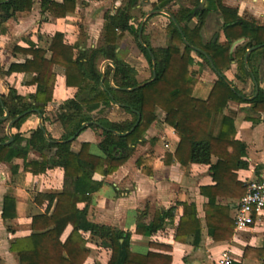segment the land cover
Segmentation results:
<instances>
[{"label":"trees","instance_id":"1","mask_svg":"<svg viewBox=\"0 0 264 264\" xmlns=\"http://www.w3.org/2000/svg\"><path fill=\"white\" fill-rule=\"evenodd\" d=\"M0 0V37L6 35L5 24L17 13L31 12L39 4L42 22L52 18H65L76 11L82 0ZM173 0H159L154 10H161ZM137 0H130L119 8L116 14L106 13L103 28V45L97 48H82L80 45H69L63 33L57 32L48 50L29 42L26 49L17 48L26 55L22 64H11L4 71L0 63V73L33 74L32 84L36 85L35 94L18 95L10 88L7 96L0 95V162L11 163L14 159H23L25 169L35 175L45 173L48 169L61 168L64 171V188L55 195H47L49 200H56L50 216L39 215L33 218L30 236L16 238L10 244L19 264H85L91 254L89 243L109 249L111 256L107 264H172L169 254L172 248L150 243V246L161 249L164 253L133 252L131 233L107 225L96 224L88 219V205L102 182L94 180L95 174L104 177L114 174L123 166L134 152V147L143 140L145 133L156 121V110L165 114V122L174 129L180 142L174 159L181 166L189 164L209 165L214 186L201 188V194L208 199L204 205L208 234L215 242L229 241L233 238L235 224L229 218L230 207L218 202V198L240 199L246 194V186L238 180L237 172L248 168L243 160L246 156V144L236 140L234 119L224 114L230 101L248 103L254 112H264V90L253 99L237 86L221 76L215 83L208 99L199 100L193 97L196 79L189 68L195 64L194 54L213 63L222 72L231 65V44L239 39L246 43L237 47L235 60L238 63V79L242 82L253 80L260 84V77L255 67V58L264 57V28L248 23L240 18L235 9H230L217 0L218 8L225 19V34L229 43L213 48L202 42L200 31L204 26L208 10H196L200 0H192V9H181L170 14L166 28L168 37L164 47H152L143 35L139 41L141 25H133L132 9ZM161 4V6H160ZM13 10V13L11 12ZM155 15L151 16L154 17ZM198 19V25L191 29L188 24ZM180 27V29L177 27ZM144 33V30H142ZM125 33L133 35L135 45L149 64L151 76L145 82L137 78L138 72L129 63L122 60L117 52L119 41ZM250 53L247 63L245 56ZM156 63V78L153 79V60ZM106 63L104 71L101 66ZM60 69L65 77L66 86L77 89L73 99L60 105L62 114L58 120L65 131L60 141L53 139L45 130L37 128L29 139L20 135L11 136L12 142L5 133L6 123L24 115L13 124L19 128L32 114L46 113L53 101V92ZM254 77V79H253ZM111 81L113 84H111ZM144 86L139 87L141 84ZM254 95V94H253ZM252 95V96H253ZM120 109L131 114L132 119L123 122H112L101 114L106 109ZM9 112L7 121L1 120ZM102 131L103 140L99 148L104 156L90 154V145H82L80 152L71 150L72 142L66 141L79 136L86 129ZM130 132V133H128ZM117 133V134H115ZM76 137V138H77ZM25 145L23 146V143ZM31 150L40 153L41 161L28 162ZM213 157L217 161L213 163ZM144 160H138L141 166ZM86 203L83 209L78 205ZM184 213L180 219L175 241L185 243L186 236H193V246L201 242V225L195 204L183 203ZM175 207L165 212H158L150 223L141 222L138 217L136 233L152 237L165 228L166 219L173 220ZM16 201L6 196L2 218L4 221L16 218ZM72 230L65 241L62 236L68 227ZM248 248L244 256H247ZM94 264H101L95 262Z\"/></svg>","mask_w":264,"mask_h":264},{"label":"crops","instance_id":"2","mask_svg":"<svg viewBox=\"0 0 264 264\" xmlns=\"http://www.w3.org/2000/svg\"><path fill=\"white\" fill-rule=\"evenodd\" d=\"M129 1L82 0L74 13L68 14L65 18L50 17L48 22L41 21L39 4L34 6L31 12L17 13L5 24L8 30L6 35L0 37V63L3 70L6 71L11 64H22L25 61L26 55L17 48L26 49L29 47V42H33L37 47L48 50L57 32L64 34L65 42L69 45L78 44L82 48L102 46L105 14H116L117 10ZM222 4L227 8L235 9L238 16L246 22L264 28V0H222ZM154 5H159V0H137L132 9L133 25L134 28L139 24L142 26L146 18L143 23L145 39L154 48L164 47L168 41L166 28L170 14L181 9H192V0H173L158 11L154 10ZM204 8L209 13L200 31L202 42L213 48L227 45L229 40L224 30L225 19L219 11L217 0H206ZM149 14L151 15L148 16ZM153 15L155 16L150 19ZM84 24L87 35L82 41ZM197 25V18L192 19L188 24L191 29ZM242 39L244 41L235 46L233 51L231 49L235 41L231 44V65L222 72L214 68L211 61L208 64L203 57L193 53L195 64L189 70L197 81L193 91L194 98L208 99L221 76H225L230 83L242 90L250 100L258 95L260 88L264 90L263 56H257L254 63L259 73L260 84L253 80L242 82L238 79V63L234 52L237 47L246 43L247 39ZM117 52L122 60L135 67L140 82L150 78L151 75L147 76L149 64L137 49L132 34L125 33L119 41ZM33 76L22 72L11 75L0 73V95L7 96L10 88L21 96L35 94L37 87L32 84ZM76 92L77 89L66 86L65 77L58 69L53 101L48 105L46 113L42 117L39 114H32L19 128L11 127L10 136L20 135L27 140L32 132L43 124L47 133L53 139L60 141L65 131L58 120L59 115L62 114L59 107L63 102L73 99ZM224 114L234 119L236 140L245 143L247 147L243 160L248 163V168L237 172L238 180L245 186L249 181L263 180L264 112L252 111L248 103L230 101L224 109ZM101 115L112 122L132 119L131 114L120 109L119 106L106 109ZM156 115V121L147 130L143 140L134 147L132 156L117 172L106 177L100 174L94 175V180L102 182L103 185L92 195V201L88 205V219L96 224L130 232L133 252L164 253L161 249L151 247V242L172 248L169 253L172 256V264H219L222 254L226 251L233 256V264H264V216L248 229L236 232L234 228L233 238L229 241H213L208 234L205 220L204 205L208 199L200 191L202 187L215 185L210 175V166L198 164L181 166L174 159L180 140L174 129L165 122V114L158 109ZM9 123L8 121L4 127L7 136ZM102 140L101 130L88 128L72 142L71 150L78 153L82 145L87 143L90 145V154L103 157L104 154L98 147ZM140 159L144 161L138 166L137 161ZM41 160L40 153L35 150L29 152L28 162ZM212 160L215 163L217 158L213 157ZM24 163L23 159L18 158L11 163L0 162V264H19L17 254L10 250L12 240L30 236L33 233V218L39 215L50 216L55 208L56 200L52 201L44 196L55 195L64 188L63 169H48L45 173L35 175L25 169ZM6 196L15 199L17 216L15 219L4 221L2 213ZM242 198L217 200L220 204L230 207L229 218L234 221L235 210ZM183 203L195 204L197 208L202 237L197 246L192 245L193 236H186L185 243L175 241L177 228L184 213ZM85 206L86 203H81L78 208L83 209ZM174 207V218L166 219L164 229L152 237H144L136 233L139 216L142 217L141 222L148 224L154 220L158 212H165ZM71 230L70 226L66 229L62 236L63 241L67 239ZM88 248L91 254L85 264H94L97 261L107 264L111 256L109 249L94 243H89ZM247 248L248 255L244 256Z\"/></svg>","mask_w":264,"mask_h":264},{"label":"built area","instance_id":"3","mask_svg":"<svg viewBox=\"0 0 264 264\" xmlns=\"http://www.w3.org/2000/svg\"><path fill=\"white\" fill-rule=\"evenodd\" d=\"M101 70H104L101 67ZM264 216V179L253 180L246 184V194L235 210V231L254 226ZM234 258L229 251L222 254L219 264H233Z\"/></svg>","mask_w":264,"mask_h":264},{"label":"water","instance_id":"4","mask_svg":"<svg viewBox=\"0 0 264 264\" xmlns=\"http://www.w3.org/2000/svg\"><path fill=\"white\" fill-rule=\"evenodd\" d=\"M8 2H9V0H6V1H5V3H8ZM205 5H206V0H201L200 3H199V6L197 7V10H201V9H203V8L205 7ZM11 12L13 13V10H12ZM153 13H158V12H153ZM153 13H152V14H153ZM150 15H151V14H149L148 16H150ZM148 16H147V17H148ZM170 17H171V16H170ZM145 21H146V18L143 20V22H142V26H141V29H140V32H139V41H140L141 43H143V32H142V30H143V25H144L143 23H144ZM177 27L180 29V27H179L178 25H177ZM243 41H244L243 39H239V40L235 41V42L233 43V45H232V49H231V51H233V50H234V47L237 46V45H239V44L242 43ZM254 49H255V48H252V49H250V50L248 51V54H247V56H246V61H247V58H248L249 53L252 52ZM149 52H150V54H151V57H152V60H153V64H154V67H153V79H152V81H153V80L156 78V63H155V59H154L153 54L151 53L150 50H149ZM106 63H109V64H111V65L114 67V64H113L112 62H110V61H106V62H104V64H103L101 67L104 68V65H105ZM211 63H212V62H211ZM212 66L214 67L213 63H212ZM214 68H215V67H214ZM101 71L103 72L104 70H101ZM111 84H113L112 81H111ZM145 84H146V83L141 84L139 87H142V86H144ZM39 115L42 117L41 114H39ZM24 116H25V114H24V115H20V116H18L15 120L10 121L9 126H8V129H7V133H8V136L10 137V141H12V137H11L10 134H9V129L13 126L14 123H16L18 120H20V119H21L22 117H24ZM8 118H9V112L6 111V112H5V115L1 118V120H3V121H7ZM40 128H41L42 130H45L43 124L40 125ZM128 133H130V132H128ZM115 134H117V133H115ZM76 137H77V136H73L72 138H70V139H68V140H66V141H62V142H72V141H74V140L76 139ZM10 141L7 142V144H9Z\"/></svg>","mask_w":264,"mask_h":264},{"label":"rangeland","instance_id":"5","mask_svg":"<svg viewBox=\"0 0 264 264\" xmlns=\"http://www.w3.org/2000/svg\"><path fill=\"white\" fill-rule=\"evenodd\" d=\"M37 4H38V3H36L35 6H37ZM83 28H84L85 31L83 30L84 33H83V35H82V41L85 40L86 35H87V33H86V25H85V24L83 25ZM150 75H151V72L148 71V72H147V76L149 77Z\"/></svg>","mask_w":264,"mask_h":264}]
</instances>
